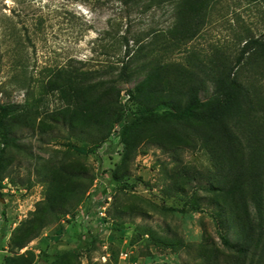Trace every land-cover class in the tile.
Returning a JSON list of instances; mask_svg holds the SVG:
<instances>
[{"label":"rangeland","instance_id":"rangeland-1","mask_svg":"<svg viewBox=\"0 0 264 264\" xmlns=\"http://www.w3.org/2000/svg\"><path fill=\"white\" fill-rule=\"evenodd\" d=\"M184 1L0 0V104L26 109L9 117L11 144L0 152V264L28 251L32 264L230 258L221 235L237 245L236 228L215 203L198 137L160 117L140 122L128 145L118 133L140 110L178 111L191 92L209 100L229 71L250 96V119L264 122V58L233 67L246 40H264V0H215L191 25ZM63 80L83 94L92 86L87 96L112 87L119 102L87 125L73 89L55 88ZM182 167L195 177L183 180ZM64 177L71 192L54 193Z\"/></svg>","mask_w":264,"mask_h":264},{"label":"trees","instance_id":"trees-1","mask_svg":"<svg viewBox=\"0 0 264 264\" xmlns=\"http://www.w3.org/2000/svg\"><path fill=\"white\" fill-rule=\"evenodd\" d=\"M213 1L215 0H185L182 10V14L187 19L185 22L188 25H191L190 21L199 23L202 17H206L204 15L206 9ZM123 40L127 48L125 56L127 57L128 39L123 37ZM246 56L251 59L264 58V40L258 37L246 40L233 67L240 64ZM121 63L122 77L126 74L124 59ZM160 73L159 69L154 70L153 77L158 79ZM54 86L56 89L59 87L73 89L76 101L82 104L81 121L86 122L87 125L94 116H98L99 119L104 117L107 108L105 105L119 102V93L116 95V100H113L112 87L105 85L97 86L95 91L99 87L103 89L90 96L87 94L92 86L82 89L86 94L80 92L77 86L67 80L59 81ZM131 96L136 98L134 93ZM131 96L128 95V98ZM249 97L246 88L235 74L229 71L219 80L209 100H200L195 92H191L186 105L180 110H140L138 114H129L118 131L121 141L128 145L129 136L140 122L147 118L160 117L183 122L184 135L192 133L198 137L201 147L205 148L213 163L212 168L207 171L209 177H212L213 184H210V190L214 194L215 203L227 209L238 238V243L235 245L226 236L221 235L223 244L233 253L229 259L216 255L214 264H247V260H250L249 264H264V122L251 120L250 110L242 106L243 100L245 98L250 100ZM103 99L106 101L99 103ZM19 107L16 104H0V152L11 144L9 126L13 121L9 117L18 115L22 111L26 113L24 107H21L23 109ZM242 118H247V121ZM243 129L247 133L242 135L244 141L240 138L241 133H245L242 132ZM164 135L169 140L185 143L183 137L179 136V138L174 131L165 132ZM182 168L178 176L183 177V180L195 177L193 174L188 175L186 169ZM218 178L221 179L216 181ZM61 180L56 185L54 193L58 191L70 193L71 180L65 177L63 182ZM35 236V234L28 236V242ZM23 246L25 245L17 247ZM34 258V253L28 251L26 254L6 257L4 264H32ZM57 260L56 258L48 264H55Z\"/></svg>","mask_w":264,"mask_h":264},{"label":"built area","instance_id":"built-area-1","mask_svg":"<svg viewBox=\"0 0 264 264\" xmlns=\"http://www.w3.org/2000/svg\"><path fill=\"white\" fill-rule=\"evenodd\" d=\"M128 254H125V256H127Z\"/></svg>","mask_w":264,"mask_h":264}]
</instances>
